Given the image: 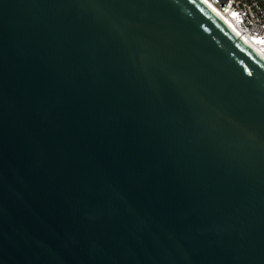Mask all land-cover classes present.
<instances>
[{"label": "water", "instance_id": "1", "mask_svg": "<svg viewBox=\"0 0 264 264\" xmlns=\"http://www.w3.org/2000/svg\"><path fill=\"white\" fill-rule=\"evenodd\" d=\"M0 264H264V57L203 0H0Z\"/></svg>", "mask_w": 264, "mask_h": 264}, {"label": "built area", "instance_id": "2", "mask_svg": "<svg viewBox=\"0 0 264 264\" xmlns=\"http://www.w3.org/2000/svg\"><path fill=\"white\" fill-rule=\"evenodd\" d=\"M230 17L242 32L264 42V0H207Z\"/></svg>", "mask_w": 264, "mask_h": 264}, {"label": "bare ground", "instance_id": "3", "mask_svg": "<svg viewBox=\"0 0 264 264\" xmlns=\"http://www.w3.org/2000/svg\"><path fill=\"white\" fill-rule=\"evenodd\" d=\"M203 1L207 3L218 15H220V17L224 19L226 23H228V25L232 27L245 42H247L258 53H260V55L264 57V42L262 40H260L257 36H252V35L242 32V29L230 17H228L227 15H224L221 11L217 10L207 0H203Z\"/></svg>", "mask_w": 264, "mask_h": 264}]
</instances>
